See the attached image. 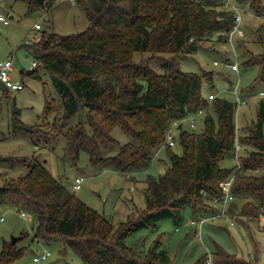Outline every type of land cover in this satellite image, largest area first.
<instances>
[{
    "label": "trees",
    "instance_id": "trees-1",
    "mask_svg": "<svg viewBox=\"0 0 264 264\" xmlns=\"http://www.w3.org/2000/svg\"><path fill=\"white\" fill-rule=\"evenodd\" d=\"M19 1H26L29 13L43 9L51 15L59 0ZM74 2L86 14L85 30L69 34L43 30L33 42L21 44L36 64L30 70L21 69L20 74L40 80L41 66L51 76L64 110L61 113L56 105L53 113L58 110L60 115L50 123L45 120L17 126L31 132L34 142H40L36 129H42L48 139L50 134L60 133L66 139L64 159L72 165L83 150L94 165L125 173L147 169L161 145H165L170 165L164 173L146 176L144 208L115 227L56 179L39 155L25 157L27 172L4 177L0 183V204L32 211L31 240L62 239L82 259L80 264H176L163 233L145 250L127 246L125 237L141 228L156 229L157 222L166 217L181 223L186 206L193 213L200 212L201 219L219 214L224 196L219 182L228 178H232L230 192L234 198L228 201L224 217L264 215V100H260L255 118L238 132V102L212 92L211 98L210 93L207 97L202 93L203 79L212 83L215 73L179 67L180 61L202 48L203 42L213 40L219 31L230 30L235 11L221 8L220 0ZM235 2L256 18L264 15V0ZM222 38L218 34L216 40ZM146 52L166 54L161 57L159 70L148 60L134 57ZM222 53L226 61L230 60L228 50ZM248 54L243 55L241 64H260L258 77H263L264 54L260 58L250 50ZM239 91L247 103L244 89ZM54 103L45 97L44 118L55 109L50 105ZM200 114L199 129L180 123L175 143L181 149L174 151L173 145L165 142L171 123ZM72 116L76 121L71 124ZM116 126L131 140L119 144L117 153L108 154L107 149L118 144L110 133ZM236 140L241 146L237 157ZM229 151L235 164L224 167L219 160ZM242 198L247 199L239 207L236 202ZM28 235L21 232L14 242L11 238L2 241L0 264H14L27 248L21 241ZM214 244L212 252H204L192 264H207L208 258L214 264H254L227 252L218 242Z\"/></svg>",
    "mask_w": 264,
    "mask_h": 264
},
{
    "label": "rangeland",
    "instance_id": "rangeland-1",
    "mask_svg": "<svg viewBox=\"0 0 264 264\" xmlns=\"http://www.w3.org/2000/svg\"><path fill=\"white\" fill-rule=\"evenodd\" d=\"M57 3L51 15L43 9L38 10V15H35L27 11L26 1L0 0V15L9 20L7 25L0 21V61L10 57L13 61L10 76L19 81L22 80L24 85L21 90H8L0 85V155L8 157L0 158V173L3 174L0 176V183L4 177L12 178L25 174L28 169L24 161L25 157L37 154L56 179L87 205L105 215L113 226L117 227L120 221L126 220L129 216L134 217L140 211L139 209L144 208L143 191L146 186V176L164 173L170 165L165 145L155 150L149 168L135 169L125 173L112 167L92 164L89 154L83 150L80 151L77 163L72 165L69 160L64 159L66 139L60 133H52L49 135L51 138L48 139V136L43 135L42 129H36L40 142H34L31 132L17 126L20 123L35 124L45 120H49L50 123L55 116L60 115L58 110L61 113L64 110L59 94L52 84L51 76L47 72L44 73L41 66L38 67L42 75L40 80L27 75L22 77L20 74L21 69L26 71L34 68L32 55L21 44L33 42L43 30H55L60 34L85 30L88 21L79 4L71 0H59ZM35 23H40L41 28L35 29ZM241 24L244 30L241 29L233 34L232 43L223 38L216 40L218 34L224 36L222 33L224 30L219 31L212 37L213 40L203 42L202 48L179 63V67L184 71L201 73L211 70L215 73L212 83L205 79L202 81V93L205 97L212 92L233 100L236 99L234 87L239 85L240 89L241 87L244 89L248 102L240 103L236 107L238 132L255 118V110L260 100H264L263 95L260 94V91L264 90V75L261 78L258 77L262 72L261 65L255 63L245 67L241 64L243 55L249 56L248 50L251 54L258 53V58L264 54V18L245 14ZM245 30L247 35H240ZM239 40L242 41L241 46H238ZM223 50L229 51L230 60L224 59ZM163 55L166 54L153 55L146 52L142 55L136 53L134 57L144 58L158 69ZM214 60L219 63H214ZM233 62H236L239 71L231 69L230 63ZM45 97L55 101V105H50L53 108L57 105L58 110L57 114L53 113L56 111L55 108L44 118L42 111ZM200 116L201 114L196 115L198 129L201 128ZM73 121H76L75 116H72L71 124ZM183 123L188 126L189 118L183 119ZM177 126L178 123L174 124L173 129ZM44 129H47V126H44ZM110 133L117 139L118 144L108 148V154L117 153L119 144L131 140L120 126L114 127ZM171 147L174 151L180 152L181 148L177 143ZM234 161L235 157L231 151L219 160L220 165L224 167L233 166ZM75 177L82 178L78 189L72 188ZM246 199L237 200L236 204L240 207ZM184 209L181 223L175 224L166 217L157 222L156 229H138L127 235L124 241L129 247L145 250L151 245L153 239L163 233L166 238L165 244L176 264H192L204 252H212L215 247L214 241H216L227 252L233 253L240 259H246L254 264H264V215H259L257 218L231 216L226 219L224 216H215L217 219L215 217L201 219L200 212L193 213L187 206ZM21 211L25 215L20 213ZM230 220L233 223H230ZM32 224V211L17 209L11 204H0V249L3 240L17 236L21 232L29 234L21 241L22 244L27 245V248L14 264H80L82 262L79 255L62 239L48 242L40 239L31 240ZM47 250L50 251L47 258L40 259V254H44Z\"/></svg>",
    "mask_w": 264,
    "mask_h": 264
},
{
    "label": "built area",
    "instance_id": "built-area-1",
    "mask_svg": "<svg viewBox=\"0 0 264 264\" xmlns=\"http://www.w3.org/2000/svg\"><path fill=\"white\" fill-rule=\"evenodd\" d=\"M72 2H74V0H71ZM220 7L223 8V9H226V10H234L235 11V18H234V21H233V27L228 30V31H223L222 33L224 34V37H225V40L227 41H230V43L233 42L232 40V36L234 33H238V31H240L241 29L244 28V26L241 24L242 22V18L245 16V14L247 13H250L248 12L246 9H244L242 6H240L239 4H236L235 0H220ZM251 15H253V13H250ZM258 18L262 17L264 18V15H261V16H257ZM0 19H3V17H0ZM6 21V20H5ZM35 29H39L41 27V24L40 23H36L34 25ZM244 30V29H243ZM240 35H246L245 31L243 32V34H240ZM35 37V34L33 35ZM214 63H217V60H214ZM32 64H36L35 61L32 62ZM12 65H13V61L11 60V58H7V59H4L2 61H0V81L4 83V85L6 86V88L8 90H21L24 85L22 83V81H19V80H14L11 76H10V70L12 69ZM230 66H231V69L233 70H236V71H239L238 70V65L236 64V62H233V63H230ZM233 92L236 96V101L238 102V105H240V103H246V100L243 98V96L240 94V91H239V85H236L233 89ZM260 94L264 96V90L263 91H260ZM208 97H213V94H209ZM198 113H202V110L199 109L198 110ZM187 118H189L190 120V123L188 125L189 128L193 129L195 126H196V115L194 116H188ZM183 119H186V118H182V119H179V120H174L172 122V124L169 126V128L167 129L166 131V139H165V142L168 143L169 145H174V143L176 142V139L179 135V133H177V131L179 130V125L180 123L184 124L183 123ZM178 123V126L173 129V126L174 124ZM263 131H264V126H263ZM235 157L238 156V152L240 151L241 149V146L240 144L238 143V141L236 140V143H235ZM81 177H75L74 179V183H73V189H78L80 188V183H81ZM231 183H232V178H228L226 180H222L219 182V187L222 189L223 193H224V196L223 198L221 199V203H222V210L219 214L217 215H212L210 216V218L212 217H219V216H225V212H226V205H227V202L230 201L231 199H233V194L230 192V186H231ZM214 198L215 200H217L216 197H212ZM20 213H22L23 215H25V213L23 211H21ZM215 217V218H216ZM2 218V217H1ZM230 223H233L232 220H230ZM50 254V251H46L44 254H41L40 255V259L42 260H45L46 256ZM207 264H214L211 262V259L208 258L207 259Z\"/></svg>",
    "mask_w": 264,
    "mask_h": 264
},
{
    "label": "crops",
    "instance_id": "crops-1",
    "mask_svg": "<svg viewBox=\"0 0 264 264\" xmlns=\"http://www.w3.org/2000/svg\"><path fill=\"white\" fill-rule=\"evenodd\" d=\"M38 14V13H37ZM0 17H3V15H0ZM6 20V21H5ZM0 21H2L3 22V24H5V25H7L8 24V22H9V20H7V19H5L4 17H3V19H0ZM36 24V23H35ZM41 28V27H40ZM11 70H13V65H12V69ZM10 70V71H11ZM12 77V76H11ZM14 80H17V79H14ZM7 89V88H6Z\"/></svg>",
    "mask_w": 264,
    "mask_h": 264
},
{
    "label": "water",
    "instance_id": "water-1",
    "mask_svg": "<svg viewBox=\"0 0 264 264\" xmlns=\"http://www.w3.org/2000/svg\"><path fill=\"white\" fill-rule=\"evenodd\" d=\"M34 14H35V15H38L36 12H35ZM0 85L3 86L4 88H6V86L4 85V83L1 82V81H0ZM15 238H16V236L11 237V241L14 242Z\"/></svg>",
    "mask_w": 264,
    "mask_h": 264
}]
</instances>
